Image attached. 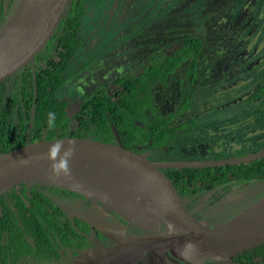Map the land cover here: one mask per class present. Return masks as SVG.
<instances>
[{
    "label": "trees",
    "instance_id": "1",
    "mask_svg": "<svg viewBox=\"0 0 264 264\" xmlns=\"http://www.w3.org/2000/svg\"><path fill=\"white\" fill-rule=\"evenodd\" d=\"M105 1L68 0L64 14L43 49L31 62L0 82V154L38 139L67 135L114 140L113 128L124 143L150 154L148 149L164 146L178 136L180 127L194 123L173 124L172 120L176 114L189 108V91L198 79L197 58L205 52L207 45L219 42V47L208 57L211 63L206 78L212 82L221 81L235 73L232 66L240 59L241 42L237 36L242 28L232 33L225 32L222 24L214 29L208 20L214 16L209 9L214 5L212 2L218 1L221 5L226 0L206 1L199 12L201 36L193 32L194 27L185 20L184 10L190 8L191 1L179 0L159 23L140 31L137 41L140 52L136 57L141 60V69L133 75L116 77V90L111 94H105L102 87L85 94L78 108L69 116L67 101L59 90L72 76L68 67L85 44L83 27L91 16L90 12L98 15ZM4 5L5 0H0V23ZM217 11V17H227V12H222L219 7ZM235 21L238 23L239 19ZM210 33L215 36H210ZM105 41L108 39L99 41L94 47L100 50ZM175 43L177 46L168 50ZM88 63L90 60L82 67ZM181 68L185 69L187 82L184 99L177 102V96L169 98L166 95L170 88L169 79ZM256 99L259 102L255 107L254 120L262 123L264 68L254 90L245 96L244 101ZM49 113L55 117L54 129L48 127ZM241 165L183 167L170 171L187 195L223 183L228 173L235 175ZM260 169L264 170V158L260 159ZM61 190L82 197L72 190L41 182H24L0 194V264H16L17 260L41 264L60 258L54 244L57 245V239L69 242L72 236L63 228L66 224L60 217L65 218V215L49 198V192L56 194ZM194 264H264V243L230 259L209 257Z\"/></svg>",
    "mask_w": 264,
    "mask_h": 264
},
{
    "label": "water",
    "instance_id": "2",
    "mask_svg": "<svg viewBox=\"0 0 264 264\" xmlns=\"http://www.w3.org/2000/svg\"><path fill=\"white\" fill-rule=\"evenodd\" d=\"M68 0H20L10 21L0 25V82L31 62L49 40L66 10ZM114 140L87 136H61L38 139L0 154V194L21 183L41 182L80 193L103 203L124 219L149 229L115 239L113 245L83 251L71 262L53 264H134L148 252L183 253L200 261L209 257L230 259L264 243V196L228 219L199 216L189 205L178 183L168 171L172 168L217 166L245 162L264 154V149L225 159H155L150 154L124 143L113 128ZM74 141L70 178L54 177L49 161L42 159L50 144ZM22 158H28L25 163ZM114 174L123 184L131 183L132 196L122 184L129 200L117 197V207L106 195L91 189L92 176ZM143 201L155 211L164 229L139 225L141 218L132 207ZM121 201V203L119 202ZM130 212H129V211ZM129 214V215H128ZM150 221V220H148ZM201 263V262H197Z\"/></svg>",
    "mask_w": 264,
    "mask_h": 264
},
{
    "label": "rangeland",
    "instance_id": "3",
    "mask_svg": "<svg viewBox=\"0 0 264 264\" xmlns=\"http://www.w3.org/2000/svg\"><path fill=\"white\" fill-rule=\"evenodd\" d=\"M19 1L5 0V11L0 23L1 27L10 21V17ZM123 1L126 0H108L106 7L100 10L98 15H92L93 13L91 14L90 12L91 16L85 22L83 27V33L85 34L84 47L79 49L77 58L68 67V73H71L72 77L59 90L61 97H66L69 101V106L66 109L70 115L77 108L78 101L81 100L80 97L85 92V88L89 90L91 86H95L99 81L109 78L112 73L124 75L125 72L130 71L137 65L130 74L133 75L141 69L140 64H136L138 61L141 62L140 59L133 61L124 60L127 57V54H125L127 51L123 49L129 45L132 37L134 38L139 26H149L156 19L162 15L164 16V13L170 7H174L175 2L179 0H148L150 4L148 3L147 6H143L147 0H132V6H134L135 2L136 7L134 6L130 13L121 9L120 5H123ZM190 1V8L184 10L185 20L194 27L193 32L201 36L203 31L199 27V23L202 22L199 12L203 8V4L208 0ZM212 4L214 5L209 6V9L213 11L214 16L213 19H208L209 24H212V28L215 29L216 25L222 24L225 32L230 31L231 33L235 32L239 27L242 28V32L237 36L241 42L240 61L236 64L235 73L229 79L212 82L206 78L208 76V67L211 63L208 57L219 47V42L207 45L205 52L198 56V79L189 91L191 96L189 108L176 114L172 120L173 124L190 121H194V123H189L184 128L180 127L177 131L178 136L164 146L148 149L150 155L161 160L173 157H175L174 159H210L214 155L224 156L239 151L241 144L247 146V143H243L242 139L251 134L250 125L252 124L250 121L254 119L255 107L259 101L256 99L255 101L246 102L244 98L254 90L258 82V76L264 68V0H226L225 4L220 5L218 1H214ZM217 7L222 12H227V17L222 19L217 17ZM235 19H239L238 23H236ZM121 21L123 22L121 23ZM210 36L214 37L215 35L210 33ZM104 39H108V42H104V47L112 48L109 50L110 54H106L105 50L101 49L104 48L102 46L99 48V56L97 58L99 65L94 61L82 67L84 59L90 56L88 51ZM175 46H177V43L172 44L168 50ZM93 49L95 50L96 48L93 47ZM104 54L106 55L104 56ZM103 56L105 59H103ZM106 60L113 68L109 72H103L101 78L98 79L99 68L105 66L107 69ZM79 67H82V70L77 69ZM184 71V68L179 69L169 79L170 88L166 97L171 98L172 95H175L177 96V102L184 99L187 82ZM73 123L72 121V125ZM255 131L264 135V125L260 127V130L255 128ZM72 196L73 200L67 202L55 200L60 202V208L66 210L68 217L74 215L97 222L105 221L106 218L108 220L113 219V216H111V214L114 215L113 211L108 210L106 206L97 205L95 202L78 195ZM126 197V195L122 194L121 201L129 200ZM121 201L119 202L121 203ZM85 207L86 210L84 209ZM216 213H218L216 215L223 216L221 209L216 211ZM102 217L103 219H101ZM125 221L132 226V229H139L140 227L126 219ZM157 223L158 220L156 218L146 221V225L150 227L160 230L164 229L162 225ZM109 227L115 230V233L111 235L115 238L130 234H141L140 229H145L140 227L138 230L140 233L136 231H134L136 233H133L132 231H127L126 227L124 229L118 225ZM189 259L191 257L183 253L175 254L169 251H162L158 254L146 253L137 259L134 264H194L206 261V259H200V261L190 262Z\"/></svg>",
    "mask_w": 264,
    "mask_h": 264
},
{
    "label": "flooded vegetation",
    "instance_id": "4",
    "mask_svg": "<svg viewBox=\"0 0 264 264\" xmlns=\"http://www.w3.org/2000/svg\"><path fill=\"white\" fill-rule=\"evenodd\" d=\"M107 1H105V4H104L102 9H104L106 7ZM134 1H136V0H134ZM177 2L178 1H176L175 3H177ZM148 3L150 4V2H148V0H147L143 4V6L144 5L147 6ZM120 6H121V9H124V12H128V13H130V11L132 12V8L134 6L136 7L135 2H134V6H132V0L123 1V5L121 4ZM118 9H119V6H118ZM172 9H173V7H170L164 13V16L162 15L160 18H158L154 22H152L149 26H139L137 28L138 31L135 32L134 38L132 37L129 45L127 47H125V49H123V50L127 51L125 53V54H127V57L124 59L125 61L126 60H132L133 61L135 59H139L136 57V55H138V53L140 52V49H138L139 47L137 44V41H138V39L142 33L140 31H143V28L147 29V28L152 27V25L159 23V21L162 18H164L165 15H167ZM211 18L213 19V17H211ZM122 22L123 21H121V23ZM93 47L88 51V54L90 56L86 57L84 59V62H86L87 60H90V64L95 61V63L97 65H99V60H97V58L99 56L98 55L99 50L97 48L94 50ZM102 49L105 50L106 54H110L109 50L112 48L104 47ZM133 49L134 50L136 49V51L134 52ZM144 53H148V52L144 51ZM106 54H104V56ZM104 56H103V59H105ZM109 56H111V55H109ZM107 60H110V59H107ZM107 60L105 62L107 69L105 66L99 68V72H98V76H97L98 79L101 78V74L103 72H109L113 68L112 66L109 65ZM239 61H240V59H239ZM84 62H83V64H84ZM88 64H85V66ZM136 64H139V61ZM136 66H134L130 71L125 72L124 75H130L135 70L134 68H136ZM235 68H236V64L232 66V69H235ZM77 69H80V68H77ZM80 70H82V68ZM124 75L123 74L122 75H115L114 73H112L109 78H106L105 80L99 81V83L95 84V86H91L89 88V90L85 88L84 89L85 92L82 93V96L80 97V99L82 100V97L85 94L91 93L94 89H97V87H102L103 92L105 94L113 93L116 90V83L114 82V79L118 76H124ZM229 78H227V79H229ZM213 82H218V81H213ZM93 87H95V88H93ZM63 99H65L67 101L66 108H68V106H69L68 99L66 97H63ZM81 100L78 101V106H79V103L81 102ZM78 106H77V108H78ZM77 108H75L72 111V113ZM66 111H67V109H66ZM69 116H70V114H69ZM250 123L252 124V125H250V128L252 129L251 134L247 135L244 139H242L243 143L244 142L247 143V146L244 144H241L240 145L241 148H239V151H235L233 153L226 154L224 156L214 155L210 159H225V158H231V157H238V156H243V155H247V154H252V153H255V152H258V151L264 149V135L260 134V132L255 131V128L257 130H260V127L264 125V122L261 123L260 120L255 122V120L253 119L252 121H250ZM154 158L159 159L158 157L157 158L154 157ZM262 158H264V154L262 156H259L256 158L248 159L245 162H240L242 164L241 168L236 169L235 175H234V173H228V178L225 179V181H223V183L218 184V185H216V186H214V187H212L206 191L205 190L192 191L191 193L184 195V197L186 198L190 207L201 217H205L207 215H214V216L219 217L220 219H225L224 217H230V216L238 213L242 209L248 207L249 205H251L252 203L256 202L257 200H259L260 198H262L264 196V170L260 169V159H262ZM203 159H209V158H203ZM168 171L171 173L170 169ZM172 176H173V174H172ZM75 193H77V192H75ZM72 195L73 194L70 193L69 191H64V190H61V192H59V194L58 193L55 194L54 192H51V191L49 192V198L52 201H54V203L62 211L63 215H65L64 216L65 218H63V216H61L60 219L62 221H65L64 223L66 224V228L64 226H63V228L65 229L66 232L70 231L69 233H70V236H72V238L69 242H61L57 239V245L54 244V248L59 253L60 258L54 262H41V264H53L55 262H59V263L71 262L76 257L82 256L83 251L86 249L94 248V247H98V246L113 245L115 243V239H117L118 237L115 238V237L111 236L112 234L115 233V230L109 227L111 225H118V226L123 227V229H124V227H126L127 231H132L133 233H136V232L140 233V231H141V233H144V232L146 233V232L150 231L149 229L141 230L139 226H137V227H139L140 231H138L139 230L138 228L132 229V226L129 223H127L125 221V219L122 216H120V214H118L117 212H114L112 209L108 208L107 206H106V208L108 210H112L114 213V215L111 214V216H113V219L108 220V218H106L105 221L97 222L94 220L89 221L88 218H84V217L81 218V217H77L74 215L72 217H68L67 212H65L66 210H64V208H63V210H64L63 211L60 208L61 207L60 202L55 201V200L67 202L69 200H73ZM82 197L89 199L91 202H95L97 205L98 204L104 205L103 203H101L99 201H95V200L88 198V197H85L83 195H82ZM86 207L84 208L85 210H86ZM219 209L222 210V215L224 217L216 215V214H218V213H216V211H219ZM82 213H83V209H82ZM101 219H103V217ZM66 220H68V221H66ZM114 223H117V224H114ZM134 231H136V232H134ZM28 239L31 242V239L29 237H28ZM148 253H151V252H148ZM149 259H151V258H149ZM16 264H26V263H23L21 260H17ZM30 264H39V263L33 261Z\"/></svg>",
    "mask_w": 264,
    "mask_h": 264
},
{
    "label": "bare ground",
    "instance_id": "5",
    "mask_svg": "<svg viewBox=\"0 0 264 264\" xmlns=\"http://www.w3.org/2000/svg\"><path fill=\"white\" fill-rule=\"evenodd\" d=\"M91 181L93 184L91 185V189L96 192L106 195L113 202L114 207H117V197L120 195H128L124 190H126L132 196L136 193L135 187L131 183L123 184L120 182L119 176L114 174H104V175H96L91 177ZM122 184L125 186V189L122 190ZM117 196V197H116ZM132 207H136L135 211L139 212L142 217L135 218L139 225L145 224L146 221L151 220L155 217V211L148 207L143 201L136 200ZM129 211V210H128ZM130 212V211H129ZM129 215V214H128Z\"/></svg>",
    "mask_w": 264,
    "mask_h": 264
},
{
    "label": "clouds",
    "instance_id": "6",
    "mask_svg": "<svg viewBox=\"0 0 264 264\" xmlns=\"http://www.w3.org/2000/svg\"><path fill=\"white\" fill-rule=\"evenodd\" d=\"M48 127L54 129L55 117L53 113H49ZM75 154L74 141L60 140L49 145L47 151L42 154V159L49 161V171L54 177L70 178L72 170L70 167V161ZM25 163H29L28 158H22Z\"/></svg>",
    "mask_w": 264,
    "mask_h": 264
}]
</instances>
